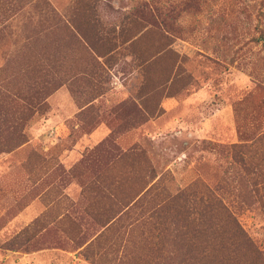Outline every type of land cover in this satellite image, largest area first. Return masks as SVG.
Returning <instances> with one entry per match:
<instances>
[{
    "label": "rangeland",
    "instance_id": "1",
    "mask_svg": "<svg viewBox=\"0 0 264 264\" xmlns=\"http://www.w3.org/2000/svg\"><path fill=\"white\" fill-rule=\"evenodd\" d=\"M257 163L264 0H0V264H180L195 182L264 249Z\"/></svg>",
    "mask_w": 264,
    "mask_h": 264
},
{
    "label": "trees",
    "instance_id": "2",
    "mask_svg": "<svg viewBox=\"0 0 264 264\" xmlns=\"http://www.w3.org/2000/svg\"><path fill=\"white\" fill-rule=\"evenodd\" d=\"M39 98L40 101L45 98L42 90L26 95L24 111L40 107L44 100L40 104ZM21 138L19 144L25 142L23 135ZM256 141L262 143V139ZM233 145L234 152L237 146ZM250 150L251 147L249 154ZM240 158L247 172L250 164L243 155ZM253 168L264 177V168L259 163ZM251 192L264 208V180L254 184ZM161 195L165 202L158 209V217L164 214L161 220L167 222L165 227L169 231L163 237L180 247V264H264V249L255 243L224 200L206 186L195 182L174 195L168 192Z\"/></svg>",
    "mask_w": 264,
    "mask_h": 264
},
{
    "label": "crops",
    "instance_id": "3",
    "mask_svg": "<svg viewBox=\"0 0 264 264\" xmlns=\"http://www.w3.org/2000/svg\"><path fill=\"white\" fill-rule=\"evenodd\" d=\"M88 6H90V5H88Z\"/></svg>",
    "mask_w": 264,
    "mask_h": 264
}]
</instances>
